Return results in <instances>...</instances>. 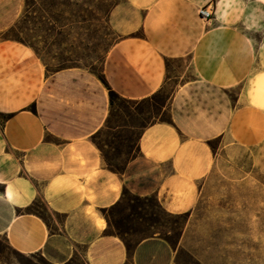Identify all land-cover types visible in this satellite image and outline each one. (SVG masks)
Instances as JSON below:
<instances>
[{
  "label": "crops",
  "instance_id": "1",
  "mask_svg": "<svg viewBox=\"0 0 264 264\" xmlns=\"http://www.w3.org/2000/svg\"><path fill=\"white\" fill-rule=\"evenodd\" d=\"M200 8L210 20L197 16ZM22 9L23 0H0V34ZM107 23L118 39L101 75L119 97L152 96L173 65L191 77L172 90L168 122L143 128L137 156L115 174L90 142L107 114L102 84L79 68L46 72L29 47L0 39V237L51 264L73 256L83 264H178V250L191 264H213L182 242L219 154L249 158L235 219L264 215V0H122ZM122 189L186 215L173 248L152 236L127 252L105 233L102 212L120 202Z\"/></svg>",
  "mask_w": 264,
  "mask_h": 264
},
{
  "label": "rangeland",
  "instance_id": "2",
  "mask_svg": "<svg viewBox=\"0 0 264 264\" xmlns=\"http://www.w3.org/2000/svg\"><path fill=\"white\" fill-rule=\"evenodd\" d=\"M120 1L122 0H66L67 5L58 8L57 29L59 33L55 34V31L51 29V19L56 13V9L52 8L50 3L52 0H47L41 27L38 25L39 1L31 0L28 42L33 46L35 55L42 63L44 70L49 72L60 68L75 67L99 75L109 47L118 39V36L108 26L107 13L113 4ZM168 77L170 79L158 95L147 102L137 103L125 110L131 114L130 117L125 118L124 112H117L115 120L118 124L122 125L123 120L125 124L132 126L130 130L117 129L115 132L119 137H124L126 134L133 145L141 126L168 120L166 103L172 90L191 75L189 71L183 75L182 69L178 65H173L168 70ZM139 112H142V115ZM104 139L103 135L100 141ZM132 149V158L128 159L123 149L104 148L105 163L109 164L112 170L123 171L126 164L137 156L134 146ZM216 167V174L210 184L203 189L198 205L192 212L191 229L182 243L190 248V251L202 262L264 264V215L260 213L259 221L252 223L249 217L235 219V215L232 214L236 211L235 199L245 196L240 186H244L247 182L248 155L242 154L239 159L232 161L224 159L219 154ZM253 177L258 183L263 181L260 174ZM219 198L222 202H218ZM143 204L147 213L156 222L153 227H149L150 223H145L140 219L141 214L135 209L137 206H142V203L135 202L129 193L123 195L120 202L107 213L125 242L133 247L143 238L159 236L175 243L185 217L177 220L170 219L148 202ZM219 204H221V215H218ZM38 210L40 215H43L40 206ZM168 230L171 232L167 233ZM191 262L192 260L182 250H178V264H191ZM0 264L51 263L38 253L22 255L12 251L0 237ZM65 264H83V261L79 256H73Z\"/></svg>",
  "mask_w": 264,
  "mask_h": 264
},
{
  "label": "trees",
  "instance_id": "3",
  "mask_svg": "<svg viewBox=\"0 0 264 264\" xmlns=\"http://www.w3.org/2000/svg\"><path fill=\"white\" fill-rule=\"evenodd\" d=\"M38 1H39V8H40V11L38 13V25L41 27L42 24H43V13H44L45 7L47 6V0H38ZM30 2H31V0H23V9H22V12H21L20 16L18 17L17 21L10 28H8L6 31H4L2 34H0V39H2V40H12V41L18 42V43H20V44H22V45H24L26 47H29L35 53V51L33 49V46L28 42V35H27L28 32H29L28 26L30 24ZM50 3H51L52 8L56 9L55 10L56 13H54V16L51 19V23H52L51 29L55 31V34H58L59 33V29H57L58 28L57 20H58V17H59L58 8L59 7H65L67 5V2H66V0H52V2H50ZM115 4H113V5H115ZM66 68H75V67H66ZM61 69H65V68H60V69H57V70H54V71H49V72H55V71H58V70H61ZM46 72H48V71H46ZM89 73L92 74L102 84V86L106 89V96H107V114H106L104 123H103L102 127L99 130H97L95 133H93L90 136V142L92 143V145L99 152L100 158H101L102 162L105 164V167L109 171H111L112 173L121 174L123 171L118 172L117 170H112L111 166L109 164L105 163V156H104V153H103V149L104 148H109L111 150L123 149L124 150V155L126 157H128V159H131L132 158L131 154H132V151H133L132 146H134V148H135V154L138 153L137 140H138V137H139L141 131L146 126L151 125V124H153L155 122L148 123V124H146L144 126H141L140 127V131L137 134L136 141L132 145V142H131L130 138L126 134H125L124 137H119L118 134L115 132L119 128H126L127 130L132 129V126H130V125L128 126L127 124H125V122H123L122 119H121L122 120L121 121L122 125L118 124V121L115 120L116 116H117V112L118 111H122V112H124L125 118L130 117L131 114L129 112L125 111V110H128V108L133 107V105H135L137 103H142V102L149 101L150 99H152L156 95H158L159 91L157 93L153 94L152 96H150V97H148L146 99L140 100V101L126 100V99H123V98L119 97L116 93H114L106 85V83L104 82V80L102 78L101 73L99 75L93 74L91 72H89ZM31 110H32V108H31ZM139 113H141V115H142V112H139ZM159 122L167 123L168 120H162V121H159ZM103 135H104L105 139H104V141H100V138ZM207 145L209 146L210 144L207 143ZM125 194H128V192L125 189H122L121 197L123 195H125ZM131 196H132V199L135 202H141L142 203V206H137L135 210L140 212V214H141L140 215V219L141 220L145 221V223L146 222L150 223L149 227H153V225H155L156 222L153 221V219H152L153 217L147 213V210H146V208H145V206L143 204V203H146V202H148L149 205H152L154 208L159 210L167 218L176 219L177 220V219H180V218L186 216V215H171V214L165 213L164 211H162L160 209V207L158 206V204L156 203V201L152 197L139 198V197H136V196H133V195H131ZM115 206L111 207L106 212H102V215H103V217L105 219V222H106L105 233H107L108 235H112V236H115L116 238H118L122 242V244H123L124 248L126 249V251L129 252L133 247H130L125 242V240L122 238V235L118 232V229L113 226V224L110 221L109 216L107 214ZM27 211H30V209L28 208ZM110 230H112L113 232L110 231ZM169 232H171V230H168L167 233H169ZM158 238L163 240L168 246H170L172 248L177 243V241L175 243H173L172 241L168 240L165 237H159L158 236Z\"/></svg>",
  "mask_w": 264,
  "mask_h": 264
},
{
  "label": "built area",
  "instance_id": "4",
  "mask_svg": "<svg viewBox=\"0 0 264 264\" xmlns=\"http://www.w3.org/2000/svg\"><path fill=\"white\" fill-rule=\"evenodd\" d=\"M197 16L204 21L210 20L212 17V13L207 8H200L197 10Z\"/></svg>",
  "mask_w": 264,
  "mask_h": 264
}]
</instances>
